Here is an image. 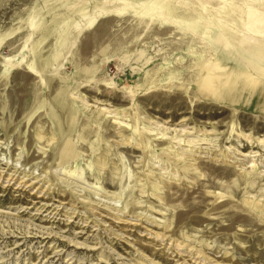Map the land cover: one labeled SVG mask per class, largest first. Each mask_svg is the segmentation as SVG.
Masks as SVG:
<instances>
[{
    "label": "rangeland",
    "instance_id": "374dc122",
    "mask_svg": "<svg viewBox=\"0 0 264 264\" xmlns=\"http://www.w3.org/2000/svg\"><path fill=\"white\" fill-rule=\"evenodd\" d=\"M45 263L264 264V0H0V264Z\"/></svg>",
    "mask_w": 264,
    "mask_h": 264
},
{
    "label": "bare ground",
    "instance_id": "6f19581e",
    "mask_svg": "<svg viewBox=\"0 0 264 264\" xmlns=\"http://www.w3.org/2000/svg\"><path fill=\"white\" fill-rule=\"evenodd\" d=\"M240 154H241V153H240ZM240 154H239V156H242V155H243V156L245 157L244 154H242V155H240ZM235 155H236V154H235ZM253 158H254V157H253ZM244 159H246V158H244ZM106 218H107V216H106ZM45 234H46V233H45ZM42 235H43V234H42ZM119 236H121V235H119ZM125 239H126V238H125ZM112 254H113V253H112ZM71 257H72V255H71ZM61 259H62V258H61ZM45 261H46V260H45ZM48 263H51V262L49 261ZM45 264H46V263H45ZM69 264H70V263H69ZM83 264H84V263H83ZM122 264H123V263H122Z\"/></svg>",
    "mask_w": 264,
    "mask_h": 264
}]
</instances>
